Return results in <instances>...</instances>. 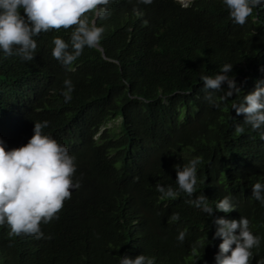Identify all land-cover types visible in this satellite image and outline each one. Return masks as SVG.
<instances>
[{
    "label": "trees",
    "instance_id": "obj_1",
    "mask_svg": "<svg viewBox=\"0 0 264 264\" xmlns=\"http://www.w3.org/2000/svg\"><path fill=\"white\" fill-rule=\"evenodd\" d=\"M182 4L111 0L106 17L89 11V22L105 29L101 49L85 47L71 65L52 48L57 36L70 43L72 29L35 37L34 60L0 53V139L20 147L34 123L48 121L43 132L75 156L74 180L81 182L59 218L41 223L50 239L0 226V264H119L125 254L154 256L156 264H214L222 240L213 238L212 221L221 216L250 219L261 238L251 264L264 261V204L252 196V186L264 182V139L231 109L232 99L264 80V7L239 25L223 0ZM226 63L241 93L214 108L200 76ZM67 78L75 85L69 103L61 94ZM110 119L118 120L117 132L105 127ZM196 157L192 197L157 191V183L178 189L174 166ZM200 194L213 207L232 195L236 210L214 208L209 217L187 202Z\"/></svg>",
    "mask_w": 264,
    "mask_h": 264
},
{
    "label": "clouds",
    "instance_id": "obj_2",
    "mask_svg": "<svg viewBox=\"0 0 264 264\" xmlns=\"http://www.w3.org/2000/svg\"><path fill=\"white\" fill-rule=\"evenodd\" d=\"M180 1V0H178ZM151 3L152 0H144ZM181 2V1H180ZM111 0H0V53L5 56L18 55L26 61L34 60L38 47L37 37L40 33L52 29H72L70 43L57 36L53 40L52 56L61 64L71 65L82 55L85 47L95 48L100 45L103 26H98L96 19L109 14ZM182 3V2H181ZM192 0H183L187 8ZM232 21L239 25L247 23L254 9L264 7V0H223ZM94 11L96 19L89 22L85 15ZM23 12V14H21ZM148 23L147 20L144 21ZM72 26H75L74 28ZM233 64L226 63L222 70L214 75L201 74L200 80L208 92L207 99L214 108L227 103L230 97L241 93L233 75ZM227 84V90L222 85ZM61 94L64 102L72 100L75 85L71 78L64 80ZM223 94L218 98L215 92ZM231 109L245 114L244 124L258 131L264 139V80L257 81L255 90L239 99H232ZM48 121L34 123V134L25 145L7 148L0 139V226L7 225L14 235H31L37 239L47 238L41 223H50L58 219V212L66 199H71L78 189L80 180H74L77 170L76 158L69 149L57 140L46 135L43 129ZM237 131L244 132L243 124H237ZM7 149V150H6ZM196 157L187 164L175 165L176 185H155L163 196L173 197L182 191L192 197L198 183ZM252 196L264 204V182L257 181L252 186ZM201 209L209 217L215 210L230 213L236 210L232 195L218 200L215 207L210 206L205 195L200 194L187 201ZM179 220L180 214H173ZM215 232L213 238H220L219 252L214 264H251L252 249L260 245L261 238L250 227V219L213 217ZM186 230L181 231L177 239H185ZM119 264H156V257L140 254L135 258L127 254L119 256ZM259 264H264L260 261Z\"/></svg>",
    "mask_w": 264,
    "mask_h": 264
},
{
    "label": "rangeland",
    "instance_id": "obj_3",
    "mask_svg": "<svg viewBox=\"0 0 264 264\" xmlns=\"http://www.w3.org/2000/svg\"><path fill=\"white\" fill-rule=\"evenodd\" d=\"M180 1L183 3V0H180ZM105 127L117 132V130H118V120L117 119H110L109 121H107Z\"/></svg>",
    "mask_w": 264,
    "mask_h": 264
},
{
    "label": "water",
    "instance_id": "obj_4",
    "mask_svg": "<svg viewBox=\"0 0 264 264\" xmlns=\"http://www.w3.org/2000/svg\"><path fill=\"white\" fill-rule=\"evenodd\" d=\"M98 49H101L99 46H97ZM75 189H70V191H74Z\"/></svg>",
    "mask_w": 264,
    "mask_h": 264
}]
</instances>
